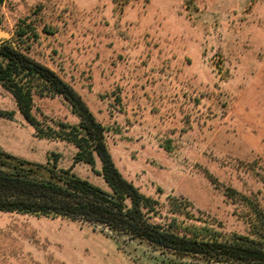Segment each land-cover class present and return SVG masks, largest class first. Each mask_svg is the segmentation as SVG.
Returning a JSON list of instances; mask_svg holds the SVG:
<instances>
[{
  "label": "rangeland",
  "instance_id": "374dc122",
  "mask_svg": "<svg viewBox=\"0 0 264 264\" xmlns=\"http://www.w3.org/2000/svg\"><path fill=\"white\" fill-rule=\"evenodd\" d=\"M0 29L77 90L143 193L264 246V0H0ZM33 112L45 129L80 121L61 95ZM0 146L108 189L100 161L39 136L1 82ZM102 227L0 211V264H217Z\"/></svg>",
  "mask_w": 264,
  "mask_h": 264
},
{
  "label": "trees",
  "instance_id": "16d2710c",
  "mask_svg": "<svg viewBox=\"0 0 264 264\" xmlns=\"http://www.w3.org/2000/svg\"><path fill=\"white\" fill-rule=\"evenodd\" d=\"M0 82L9 90L24 118L42 137H63L77 150L75 163L95 166L108 189L54 161L34 162L0 146V211L39 217L84 218L168 249L178 256H204L217 264H264L259 239L234 232L210 233L186 217L175 204L166 207L143 193L117 166L106 143L104 125L77 90L56 71L19 46L0 42ZM63 96L80 116L45 129L33 112L36 94ZM57 160V159H56ZM166 209V210H165ZM189 224V225H188Z\"/></svg>",
  "mask_w": 264,
  "mask_h": 264
},
{
  "label": "water",
  "instance_id": "95a60500",
  "mask_svg": "<svg viewBox=\"0 0 264 264\" xmlns=\"http://www.w3.org/2000/svg\"><path fill=\"white\" fill-rule=\"evenodd\" d=\"M9 36V32H7L6 30H4V29H0V42H1V40L3 39V38H5V37H8ZM102 229H104V231H106V232H108V233H110V234H112V235H115L110 229H108V228H103L102 227Z\"/></svg>",
  "mask_w": 264,
  "mask_h": 264
}]
</instances>
